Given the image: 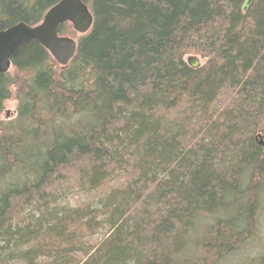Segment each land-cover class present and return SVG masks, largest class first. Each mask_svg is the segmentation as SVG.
<instances>
[{"label":"trees","instance_id":"obj_1","mask_svg":"<svg viewBox=\"0 0 264 264\" xmlns=\"http://www.w3.org/2000/svg\"><path fill=\"white\" fill-rule=\"evenodd\" d=\"M85 2L66 66L32 41L0 74V264H264V0Z\"/></svg>","mask_w":264,"mask_h":264},{"label":"water","instance_id":"obj_2","mask_svg":"<svg viewBox=\"0 0 264 264\" xmlns=\"http://www.w3.org/2000/svg\"><path fill=\"white\" fill-rule=\"evenodd\" d=\"M252 0H245L242 9L246 10ZM93 16L85 0H59L44 13L35 25L18 22L0 30V74L11 68V58L32 41L41 44L60 66H66L76 52L77 40L59 34L60 25L69 23L73 30L82 35L92 26ZM186 62L192 68L201 63L197 56L189 55Z\"/></svg>","mask_w":264,"mask_h":264},{"label":"rangeland","instance_id":"obj_3","mask_svg":"<svg viewBox=\"0 0 264 264\" xmlns=\"http://www.w3.org/2000/svg\"><path fill=\"white\" fill-rule=\"evenodd\" d=\"M62 34L70 35V36L74 37L76 40L80 36V34L76 33L73 30L72 25L69 23H65V29L62 32ZM187 56H189V55H187ZM187 56H186V58H187ZM198 58L200 60V63L202 64L203 59H201L200 57H198ZM12 93H13L12 97L4 102V108L0 112V121L9 120L16 115L17 101L15 99V91L12 90ZM257 234H258V237L256 239H258L260 242H262V247L264 248V217L261 218V220H260ZM249 248H250L249 251H252V252H257L259 250L257 246H252V243H251ZM247 251L248 250H246V249L239 250L237 253L234 254V256H236V259L235 260H233L234 258L230 259L229 261H226L225 264H244V261L248 260L249 255H250V252H247ZM252 254H254V253H252Z\"/></svg>","mask_w":264,"mask_h":264},{"label":"bare ground","instance_id":"obj_4","mask_svg":"<svg viewBox=\"0 0 264 264\" xmlns=\"http://www.w3.org/2000/svg\"><path fill=\"white\" fill-rule=\"evenodd\" d=\"M204 61V60H203Z\"/></svg>","mask_w":264,"mask_h":264}]
</instances>
